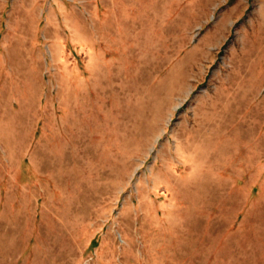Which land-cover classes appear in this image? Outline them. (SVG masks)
<instances>
[{
  "label": "rangeland",
  "instance_id": "374dc122",
  "mask_svg": "<svg viewBox=\"0 0 264 264\" xmlns=\"http://www.w3.org/2000/svg\"><path fill=\"white\" fill-rule=\"evenodd\" d=\"M0 264H264V0H0Z\"/></svg>",
  "mask_w": 264,
  "mask_h": 264
},
{
  "label": "bare ground",
  "instance_id": "6f19581e",
  "mask_svg": "<svg viewBox=\"0 0 264 264\" xmlns=\"http://www.w3.org/2000/svg\"><path fill=\"white\" fill-rule=\"evenodd\" d=\"M101 75V74H100ZM102 82V81H101ZM109 90V89H108ZM105 91V90H104ZM82 107V106H81ZM93 121V120H92ZM137 130V129H136ZM80 140H82V138L80 139ZM69 143V142H68ZM70 144V143H69ZM72 146V145H71ZM70 158V157H69Z\"/></svg>",
  "mask_w": 264,
  "mask_h": 264
}]
</instances>
